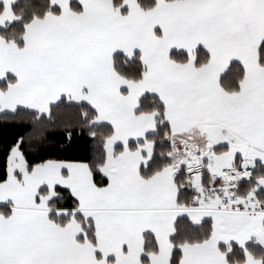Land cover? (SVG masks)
<instances>
[{"label":"snow or ice","instance_id":"snow-or-ice-1","mask_svg":"<svg viewBox=\"0 0 264 264\" xmlns=\"http://www.w3.org/2000/svg\"><path fill=\"white\" fill-rule=\"evenodd\" d=\"M64 110L101 151L7 146L0 264H264V0H0V113Z\"/></svg>","mask_w":264,"mask_h":264},{"label":"trees","instance_id":"trees-1","mask_svg":"<svg viewBox=\"0 0 264 264\" xmlns=\"http://www.w3.org/2000/svg\"><path fill=\"white\" fill-rule=\"evenodd\" d=\"M22 3V0H18ZM234 71V70H233ZM233 72L230 71L225 79H229ZM151 100V97H148ZM71 124L73 137L68 141L65 137L64 125ZM33 125L28 119L14 118L11 114L0 113V175H3L6 162V148L19 136L25 137L23 145L28 158L35 162L41 158L59 159H79L92 160L101 151V145L94 141L86 128L82 129L78 125V118L74 110H64L56 113V124L45 130L42 138L33 135L28 139V134L32 132ZM41 147L39 152L33 151L37 146Z\"/></svg>","mask_w":264,"mask_h":264}]
</instances>
